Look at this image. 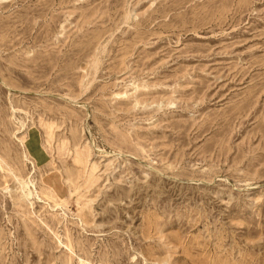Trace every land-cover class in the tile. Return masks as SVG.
<instances>
[{
	"label": "rangeland",
	"instance_id": "1",
	"mask_svg": "<svg viewBox=\"0 0 264 264\" xmlns=\"http://www.w3.org/2000/svg\"><path fill=\"white\" fill-rule=\"evenodd\" d=\"M0 264H264V0H0Z\"/></svg>",
	"mask_w": 264,
	"mask_h": 264
},
{
	"label": "bare ground",
	"instance_id": "2",
	"mask_svg": "<svg viewBox=\"0 0 264 264\" xmlns=\"http://www.w3.org/2000/svg\"><path fill=\"white\" fill-rule=\"evenodd\" d=\"M22 143H23V140H22ZM29 182H31V181H29ZM31 186H32V183H31ZM28 194H31V192L27 193V195H28ZM38 198H39V197H38ZM60 208H61V207H60Z\"/></svg>",
	"mask_w": 264,
	"mask_h": 264
}]
</instances>
